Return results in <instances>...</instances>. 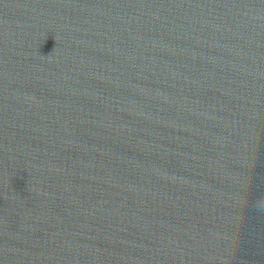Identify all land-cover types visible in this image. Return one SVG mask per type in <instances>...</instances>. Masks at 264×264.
<instances>
[{
    "label": "water",
    "instance_id": "95a60500",
    "mask_svg": "<svg viewBox=\"0 0 264 264\" xmlns=\"http://www.w3.org/2000/svg\"><path fill=\"white\" fill-rule=\"evenodd\" d=\"M264 0H0V264H264Z\"/></svg>",
    "mask_w": 264,
    "mask_h": 264
},
{
    "label": "clouds",
    "instance_id": "9594fccd",
    "mask_svg": "<svg viewBox=\"0 0 264 264\" xmlns=\"http://www.w3.org/2000/svg\"><path fill=\"white\" fill-rule=\"evenodd\" d=\"M257 210L258 211H264V205H258Z\"/></svg>",
    "mask_w": 264,
    "mask_h": 264
}]
</instances>
